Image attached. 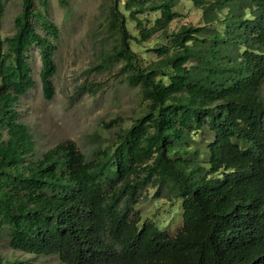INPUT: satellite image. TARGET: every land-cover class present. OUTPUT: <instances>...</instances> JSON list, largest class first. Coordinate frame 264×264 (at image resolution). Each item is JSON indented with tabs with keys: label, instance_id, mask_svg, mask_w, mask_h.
<instances>
[{
	"label": "trees",
	"instance_id": "trees-1",
	"mask_svg": "<svg viewBox=\"0 0 264 264\" xmlns=\"http://www.w3.org/2000/svg\"><path fill=\"white\" fill-rule=\"evenodd\" d=\"M35 1L21 0L13 33L2 37L0 0V235L9 246L63 264H264V0H188L200 23L175 30L177 0H110L116 42L98 66L120 63L146 103L90 159L70 140L37 157L19 121L16 106L34 86L31 46L43 97L55 91L58 30ZM154 35L163 43L142 65L130 42ZM148 187L180 201L174 234L140 223L135 207ZM0 264L26 262L0 256Z\"/></svg>",
	"mask_w": 264,
	"mask_h": 264
},
{
	"label": "rangeland",
	"instance_id": "rangeland-1",
	"mask_svg": "<svg viewBox=\"0 0 264 264\" xmlns=\"http://www.w3.org/2000/svg\"><path fill=\"white\" fill-rule=\"evenodd\" d=\"M109 3L110 0H36L34 3V10L45 15L58 30L52 54L56 67L52 77L53 98L43 97L39 77L41 56L34 45L25 54L34 86L16 106L19 121L32 133L37 157L56 144L70 140L90 159L96 148L109 145L115 134L129 127L144 108L146 101L140 87L128 84L120 63L104 70L99 67L116 42L115 35L107 29ZM177 3L175 11L179 17L170 23V30L200 23L201 14L192 3L188 0H177ZM20 9L21 0H4L2 37L13 33L14 18ZM155 17V13L148 14L149 19ZM32 23L40 35H45L38 20L33 19ZM126 26L131 35L137 36L133 21L128 20ZM161 43L156 35L141 45L130 42L142 65L156 58L152 47ZM135 208L139 209L140 223L151 221L170 234L182 225L180 201L156 196L154 188L148 187L142 192ZM0 256L6 261L20 260L26 264H63L57 255L37 256L12 249L4 232L0 235Z\"/></svg>",
	"mask_w": 264,
	"mask_h": 264
}]
</instances>
